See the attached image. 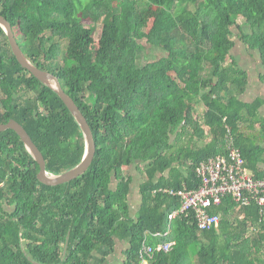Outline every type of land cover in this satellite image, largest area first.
Instances as JSON below:
<instances>
[{
	"label": "trees",
	"instance_id": "obj_1",
	"mask_svg": "<svg viewBox=\"0 0 264 264\" xmlns=\"http://www.w3.org/2000/svg\"><path fill=\"white\" fill-rule=\"evenodd\" d=\"M146 15L154 19L145 43L138 36ZM0 16L22 35L17 40L31 62L61 79L97 143L88 174L50 188L38 181L41 167L20 137L0 133V264H106L117 242L127 245L122 264H139L145 245L171 242V251L156 252L148 264H264L258 206L237 209L225 198L213 210L222 215L219 227L200 231L185 213L170 221L181 201L166 193L198 189L196 168L225 153L228 129L246 166L264 180V142L242 129L260 124L264 136V98L241 100L249 75L232 55L237 29L264 65V0H0ZM148 46L164 54L140 67ZM0 92V124L24 127L50 176L83 162L80 124L59 94L19 63L1 26ZM198 106L206 108L208 131L196 126ZM189 130L201 146L193 136L182 142ZM133 165L146 176L135 217L133 178L125 172ZM249 228L256 232L248 235Z\"/></svg>",
	"mask_w": 264,
	"mask_h": 264
},
{
	"label": "built area",
	"instance_id": "obj_2",
	"mask_svg": "<svg viewBox=\"0 0 264 264\" xmlns=\"http://www.w3.org/2000/svg\"><path fill=\"white\" fill-rule=\"evenodd\" d=\"M224 152L196 168L198 189L166 192L181 201V209L170 215V221H175L180 213H185L193 217L200 231L217 229L222 215L213 213V210L219 208L225 198H229L237 209L258 206L264 219V180L258 179L246 166L230 129L224 140ZM175 245V242L162 243L156 247L145 245L139 264H148L156 252H169Z\"/></svg>",
	"mask_w": 264,
	"mask_h": 264
},
{
	"label": "water",
	"instance_id": "obj_3",
	"mask_svg": "<svg viewBox=\"0 0 264 264\" xmlns=\"http://www.w3.org/2000/svg\"><path fill=\"white\" fill-rule=\"evenodd\" d=\"M0 26L6 33L12 52L16 56L19 63L24 68H26L29 73H31V75H34L38 80H40L42 84L56 91L66 106L69 108L71 113L74 115L84 132L87 151L83 162L74 168V170L61 176H50L46 171V161L42 151L38 146L35 145L30 135L22 125H20L15 120H10L7 124H0V133H3L7 130H13L20 137L28 152L41 167V173L39 177H37L41 184L50 188H58L72 184L73 182L88 174L95 161L97 154V143L92 127L76 101L64 89L61 79L58 76L51 74L50 71L41 69L36 64L32 63L31 60L26 56L20 47L19 41L15 36L12 26L2 16H0Z\"/></svg>",
	"mask_w": 264,
	"mask_h": 264
},
{
	"label": "rangeland",
	"instance_id": "obj_4",
	"mask_svg": "<svg viewBox=\"0 0 264 264\" xmlns=\"http://www.w3.org/2000/svg\"><path fill=\"white\" fill-rule=\"evenodd\" d=\"M153 19H154V17L152 15H146L145 16L144 32L138 36V38L142 42L146 43L147 29L151 27V25L153 23ZM238 24L240 25V27L247 30L246 26H243L244 22L242 20H239ZM87 27H88V23H87ZM90 27H88V28H90ZM94 28H96L94 40L96 43H98L100 41L101 36H102L103 26L100 24ZM233 32L235 33L233 39L236 41V45L232 51V55L236 56L238 58L240 66L248 71L249 81H251V83L255 82V85L250 87V90H248V93H252V94L255 93L256 94L258 91L254 92V89L258 90L257 85H258V81H259V75H261L263 73L264 65H263L261 58L259 56V52L255 51V50L248 49L246 47V45H244L242 42H240V40L237 38V34H238L237 29H234ZM16 36H17L18 40H23L22 35H20V33L18 31H16ZM253 52H254V55H253ZM163 54H164L163 50L158 49V48H152L151 46H148V48L142 52V54L139 58V66L143 67L148 61H151V60L155 59L156 57H161ZM59 62L61 63L59 65L60 76L63 79H65L66 78V68L64 66V61L61 58L59 60ZM244 93H246V92H244ZM1 95L2 94L0 92V96ZM259 96H260L259 94L255 95L254 99H256ZM241 100H242V97H241ZM243 100L247 101L246 98H243ZM205 111H206V108H204V106H201V107L198 106L197 107V112L195 113V115L198 118L197 122H196V126L202 127V129L208 131L207 127H205L203 124L202 115H204ZM261 115L263 116V114H261ZM260 128H261V126H260V124H258L255 126H251L250 129L248 128V126L247 127L243 126L242 129L248 135L254 136L256 139H259V140H261V142H264V136H263V134H261ZM188 136L194 137V141L192 143L194 146L198 147V146L202 145V143L200 141H198V136L196 134H194L193 130L188 131L186 137H184L182 139V142L184 141L185 143H188L189 142ZM175 139H176V136L174 135L172 142H174ZM209 140H210V138L206 139L205 142L207 143V142H209ZM125 172H126V174H128L129 176H131L133 178V186L131 189V196L129 199V204L131 207V216L135 217L137 214V211L139 210V207H140V197L138 194L139 185L145 181L146 176H145L144 168L142 165H133L129 168H126ZM115 185H116V181L113 180V184H112L113 189H114ZM253 232L255 233L256 230L251 231V233H253ZM126 247H127L126 244L117 242V245L115 246V251L113 252L114 254L113 255L111 254L112 257H111L110 264L122 263V258L124 259L125 257L123 256L121 251H123Z\"/></svg>",
	"mask_w": 264,
	"mask_h": 264
},
{
	"label": "crops",
	"instance_id": "obj_5",
	"mask_svg": "<svg viewBox=\"0 0 264 264\" xmlns=\"http://www.w3.org/2000/svg\"><path fill=\"white\" fill-rule=\"evenodd\" d=\"M253 85H255V82H254V83H251V81H249L248 89H247L246 93H244V95L241 96V97H242V101H244L243 98H246V99H247V101H244V102H254V101H255L257 98H259V97L264 98V83H263L262 80H261V75H259V81H258V85H257L258 90L254 89V92H255V91H258L256 94H255V93H254V94H252V93H248V90H250V87H252ZM257 94H259L260 96L257 97L256 99H254L255 95H257ZM246 95H247V96H246ZM243 96H244V97H243ZM260 114H263V116H264V107L261 109ZM261 116H262V115H261ZM263 116H262V117H263ZM260 132H261V134H262V132H263V129H262V128H260ZM259 141H261V140H259ZM262 166H263V170H264V165H262ZM255 229H256V228H249V230H248V235L253 234L254 232L251 233V231H252V230H255ZM121 253H122L123 256L125 257V254L123 253V251H121ZM113 254H114V253H112V255H113ZM111 257H112V256L109 257L108 262H107L106 264H110ZM124 259H125V258H124ZM124 259L122 258V262L124 261ZM120 264H122V263H120Z\"/></svg>",
	"mask_w": 264,
	"mask_h": 264
}]
</instances>
